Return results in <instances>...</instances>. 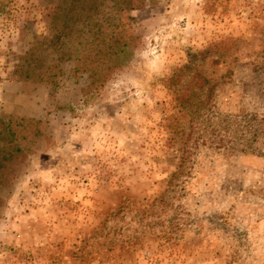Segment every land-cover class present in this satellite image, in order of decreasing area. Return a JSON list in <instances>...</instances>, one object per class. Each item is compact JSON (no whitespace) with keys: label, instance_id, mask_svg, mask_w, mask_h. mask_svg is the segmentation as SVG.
Instances as JSON below:
<instances>
[{"label":"rangeland","instance_id":"1","mask_svg":"<svg viewBox=\"0 0 264 264\" xmlns=\"http://www.w3.org/2000/svg\"><path fill=\"white\" fill-rule=\"evenodd\" d=\"M49 7L0 0V113L49 121L0 204V264H264V137L245 123L264 115V0H134L127 64L87 97L72 74L15 79ZM189 62L210 85L170 88Z\"/></svg>","mask_w":264,"mask_h":264},{"label":"trees","instance_id":"2","mask_svg":"<svg viewBox=\"0 0 264 264\" xmlns=\"http://www.w3.org/2000/svg\"><path fill=\"white\" fill-rule=\"evenodd\" d=\"M133 8L134 0H50L47 32L37 34L20 57L15 79L58 89L63 79L72 74L84 79L83 96L100 92L127 64L137 39L126 24V15ZM45 49L56 55L53 62L46 60ZM191 73V81L200 87L210 85L211 81L189 62L175 70L168 86L182 85ZM192 96L179 94L180 104L192 107ZM245 123H251L249 132L255 139L264 137V115H253ZM48 129L46 119L0 113V204L11 195L20 169L38 141L48 136Z\"/></svg>","mask_w":264,"mask_h":264},{"label":"crops","instance_id":"3","mask_svg":"<svg viewBox=\"0 0 264 264\" xmlns=\"http://www.w3.org/2000/svg\"><path fill=\"white\" fill-rule=\"evenodd\" d=\"M20 1L23 3V1H25V0H20ZM7 88L11 89L12 83H10V84H7L5 82L0 83V99H5V98L11 96L10 93H12V92L11 91L9 92V90Z\"/></svg>","mask_w":264,"mask_h":264}]
</instances>
